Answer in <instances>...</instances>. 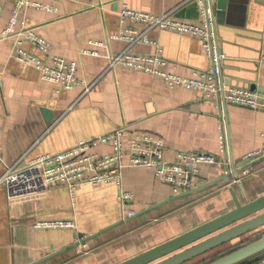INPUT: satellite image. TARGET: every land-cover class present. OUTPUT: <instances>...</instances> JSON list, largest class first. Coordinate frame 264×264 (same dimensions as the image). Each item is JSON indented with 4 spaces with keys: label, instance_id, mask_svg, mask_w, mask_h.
Instances as JSON below:
<instances>
[{
    "label": "crops",
    "instance_id": "crops-1",
    "mask_svg": "<svg viewBox=\"0 0 264 264\" xmlns=\"http://www.w3.org/2000/svg\"><path fill=\"white\" fill-rule=\"evenodd\" d=\"M19 0H0V35L9 24ZM53 10L25 6L19 14L25 26L47 43L45 52L28 41L17 43L15 35L0 38V178L9 166H21L42 155H53L80 141H89L116 128H124L125 144L141 133L159 134L164 140V158L175 152L214 154L221 151L224 126L228 160L237 164L260 148L264 110L230 103L217 106L199 90L170 88L156 75L109 68L107 53L127 47L114 39L122 27L120 8L201 22L197 0H25ZM215 5V0H213ZM225 22L217 25L221 50L228 58L222 76L228 85H255L264 93V0H228ZM145 31L152 43L129 47L138 54L161 50L168 70L182 76L212 65L200 39L142 24L125 23ZM19 24L13 27L17 32ZM89 42H102L93 46ZM44 61L57 56L77 64L76 76L83 81L70 90L44 81L32 65L16 59L18 47ZM97 50L92 55L86 50ZM44 111L52 115L46 118ZM92 150L104 154L108 145ZM127 161L126 158H124ZM244 167L250 173L240 180H224L187 195L173 194L157 180L152 170L127 166L122 188L133 199L122 205L113 182L70 189L56 184L37 195L10 202L0 187V264H118L177 237L235 207L229 189L244 204L264 194V157ZM227 165L199 164L193 188L218 180ZM245 194V195H244ZM133 211L131 216L129 212ZM43 219L73 220V229H36ZM264 233L262 227L196 256L182 264H206L240 248ZM250 257L238 264H264Z\"/></svg>",
    "mask_w": 264,
    "mask_h": 264
},
{
    "label": "built area",
    "instance_id": "built-area-1",
    "mask_svg": "<svg viewBox=\"0 0 264 264\" xmlns=\"http://www.w3.org/2000/svg\"><path fill=\"white\" fill-rule=\"evenodd\" d=\"M197 1L201 5V22L199 24L176 19L166 14L153 15L144 11H134L123 4L119 10L123 25L120 32L113 35L112 38L124 40L127 47L118 53H107L109 68L124 66L135 71L156 75L170 88L179 86L187 90H199L205 94L206 98L213 100L217 106L230 103L240 107L264 110V93L256 92L249 87H238L225 83L222 68L226 56L221 50L215 21V5L213 0ZM28 5L46 11L53 10L52 7L40 3L17 1L9 24L3 29L0 38L14 34L18 44L25 40L46 52L48 47L45 40L35 30L26 27L24 20L20 18V10ZM126 22L142 24L146 30L159 28L198 37L205 55L212 62L211 67L206 70L194 69L189 76H182L168 70L169 62L162 56L160 49H157L154 54L131 52L129 47L137 42H152L146 37L145 31L128 26L125 24ZM17 24L20 28L15 32L13 27ZM89 43L93 46H103L102 42ZM86 51L92 55H98L97 50L87 49ZM15 57L37 69L42 80L58 84L67 90L83 83L76 76L77 64L74 61L69 62L57 56L52 57L49 61H44L29 54L21 46L18 47ZM221 128L220 143L225 160H220L211 153H188L185 151H177L173 160H166L164 158V140L159 134L141 133L125 144L122 140L124 128H116L104 135L91 138L89 141H80L71 148L53 155H42L21 166L7 167L8 169L0 178V187L4 188L7 200L14 202L22 197L37 195L42 189L56 184H65L73 189L80 184L98 186L113 182L119 189L117 199L122 205H125L133 199V195L130 191L122 188V172L125 167L132 166L152 170L155 178L168 184L172 193L176 195V193L193 189L199 174V164L220 163L227 165L226 172L232 173L237 170L234 167V162L228 160L226 128L224 126ZM261 135L260 148L246 154L243 159L248 158L250 161H255L264 157V131ZM96 145H108L111 150L99 154L92 150V147ZM240 169L241 177L250 173L249 167L243 166ZM236 179L240 180L238 175ZM133 214V211L129 212V215ZM75 226V221L68 219H43L34 224L36 229L52 230L73 229ZM261 263H264V255L261 258Z\"/></svg>",
    "mask_w": 264,
    "mask_h": 264
},
{
    "label": "water",
    "instance_id": "water-1",
    "mask_svg": "<svg viewBox=\"0 0 264 264\" xmlns=\"http://www.w3.org/2000/svg\"><path fill=\"white\" fill-rule=\"evenodd\" d=\"M227 1L228 0H215V21L218 25L225 22ZM224 54L226 58L223 65L226 64L228 58L225 52ZM234 86L249 87L248 85ZM249 88L255 90L256 87L255 85H251ZM44 113L47 119L52 116L49 111H44ZM254 162H256V160L250 161V159L246 158L234 164V167L240 169L246 164H252ZM229 176L236 178V171L232 173L226 172L218 180L211 181L208 184L195 187L191 190L180 192L178 195L191 194L219 180L228 182ZM229 191L235 204L233 209L118 264H182L194 259L196 256L211 251L217 246L228 243V241L232 239L241 237L246 233L262 227V225H264V194L253 200H249L247 195L244 194L246 201L242 204L234 193L233 188H230ZM263 251L264 233H262L258 239L248 242L246 245L213 259L206 264H238Z\"/></svg>",
    "mask_w": 264,
    "mask_h": 264
},
{
    "label": "trees",
    "instance_id": "trees-1",
    "mask_svg": "<svg viewBox=\"0 0 264 264\" xmlns=\"http://www.w3.org/2000/svg\"><path fill=\"white\" fill-rule=\"evenodd\" d=\"M258 238H259V237H258ZM258 238H256V239H258ZM256 239H251V240L247 241L246 243H248V242H251V241H253V240H256ZM246 243H245V244H246ZM236 249H237V248H236ZM233 250H234V249H233ZM231 251H232V250H231ZM258 255H259V254H257V255H254V256H252V257H254V258H255V257H257ZM249 258H250V257H249Z\"/></svg>",
    "mask_w": 264,
    "mask_h": 264
},
{
    "label": "rangeland",
    "instance_id": "rangeland-1",
    "mask_svg": "<svg viewBox=\"0 0 264 264\" xmlns=\"http://www.w3.org/2000/svg\"><path fill=\"white\" fill-rule=\"evenodd\" d=\"M259 236H256V237H254L253 239H256V238H258Z\"/></svg>",
    "mask_w": 264,
    "mask_h": 264
}]
</instances>
